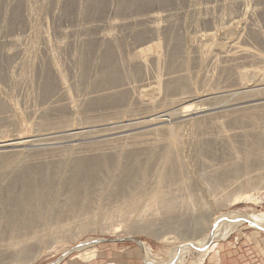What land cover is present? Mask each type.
I'll return each mask as SVG.
<instances>
[{"label":"rangeland","instance_id":"374dc122","mask_svg":"<svg viewBox=\"0 0 264 264\" xmlns=\"http://www.w3.org/2000/svg\"><path fill=\"white\" fill-rule=\"evenodd\" d=\"M140 1L142 0H0V88L2 87L0 92V130L5 131V136H9L13 132L18 133L19 128L21 127V135H29L33 136L32 139H40L42 136L39 135V132L35 131L34 128L35 122L37 120L46 123L47 126L51 124L54 125L55 123H64L65 121L69 120V123H73V128H78L81 124L89 122L87 125H92L93 127L97 128V124L104 123L103 120H107L108 118L115 116V112H123L125 119L129 120L135 118V114L142 116L145 114L147 115L149 111L144 109L134 112L127 111L128 107L130 110L133 109L134 104H132L130 98H128L129 94H125V96L123 95L126 93L125 91L121 94H111L112 96H100L102 91H99L102 90V88L113 86L116 83L108 76L113 70L115 71V77L116 74L119 77V83L124 81L126 83V81L129 80L130 83L125 84L126 88L131 86V84V87L135 88V90L150 89L156 85L155 75L158 73L156 63L150 64L148 70L136 69L138 71L133 69H130V71L124 69L125 71H122V68L120 71H118V67H115L113 63L116 61V59H118V63H121L119 61L120 50H135L136 48L140 49L149 45L150 42L153 43L156 41L154 38L151 39L152 36H150V32H146L148 23L139 22L138 20L136 21V18L143 19L149 9H155L154 2L151 0H143L141 3H139ZM168 1H171V3L173 2L172 5L174 4L171 8L173 10L169 9V11L172 12L173 17L171 16L170 21L164 20L161 24H167L165 27H168V29L171 27L169 31H175L176 34L179 33L180 37V34H184L185 29L188 27V23H190L191 20V18H189L188 21L186 20L188 19L187 17H190V14L187 12V7H185L186 0ZM226 1H222L220 5H215L213 8H211V12L210 10L202 12L203 17H210L214 23V25L211 26H209L210 24L205 25V27H202L201 29V32L204 33V36L206 37H202V41H204L206 44H209L212 48V58H210L212 61H209L203 68L199 69L192 58V51L191 55H186L185 52L181 51L180 47L177 48V50L173 47H166L164 62L159 66L161 75L164 78L167 76L170 77L171 75L178 77L182 72H187L189 75V80H191L193 83L196 82L195 84H197V87L200 91H205L207 88L209 89L211 87L210 85H215L214 83L216 82L220 83L222 89L221 91L216 90L215 92L227 91L228 93L229 91V93H232V90L238 89V86H233L238 83L237 76H235V71L238 68H253L254 66H263V63L251 66L250 64L243 62L244 60L241 59V61L239 57L236 59L228 57L227 64L229 66L226 67L224 72L220 73L216 68H213L214 62L218 61L222 55L224 56L226 54L237 52L242 46H246L245 44H248L249 46L254 44L259 48H264V45L259 41L242 42L241 44V42L238 41H243V38L239 36H237L238 38L231 36V33H226L223 35L218 34L215 36L213 35L216 27H222L223 24L227 25L231 19V15L228 13V9L226 7L227 5H225ZM254 3L255 1L253 0V3L251 2V4L254 5ZM263 4L264 2L260 6H263ZM155 10L161 11L160 9ZM181 12L182 14H180ZM262 12L263 10H261V14ZM261 14H258L256 17L260 18L263 15ZM232 15V17L237 16V12L233 13ZM29 19L31 20L29 21ZM119 20L126 21L127 25H121L118 28L111 29L110 25ZM214 21H216V23ZM179 23L181 26H179ZM30 24L32 26H30ZM79 25H82V27ZM104 29L106 30L104 31ZM64 31H66V33H64ZM105 32H113L116 34L120 47L122 46L121 48L119 46L117 47L120 49L119 51L114 46L105 45L104 47L101 46L102 49L99 48L101 44L100 37L105 35ZM79 33L80 35H78ZM79 37L81 39L80 41H77L79 40ZM168 38L170 39L169 36ZM61 41L63 42L61 49L49 50V48H47L50 44H55L56 42ZM203 47L204 45H201V48ZM107 51L108 55H112L110 60L108 58H104V53L106 54ZM9 52H11L10 56H7V53ZM48 55H56L55 58L59 60L60 64L64 66L63 68L65 69L64 71L67 75V78L71 77V80L74 78L72 81L70 80L71 83H73L70 84L71 92L73 94L75 93L74 97L76 99H80L82 96L81 99L83 100L81 101L80 99L79 101L83 103L79 107L80 110L78 114L74 116L70 109H68L65 105V99L59 92V86H57L53 72L50 69ZM223 56L221 58L222 61L225 59ZM15 62L16 64L13 65ZM79 63L81 66H78L80 65ZM182 65L185 67V70H183L184 67ZM213 70H215L214 74ZM182 81L183 80L181 79L167 82L165 81L162 89V95L169 96L179 93L182 87L186 85L188 86V84H184V81L183 83ZM79 87H81V90ZM89 88L90 90H88ZM109 89L110 88H108V90ZM126 96L128 97L126 98ZM121 97L124 99H121ZM4 101H6V103ZM197 102L203 101L199 99L195 100L194 102H187L186 104L193 105V108L202 106L196 105ZM11 104H13L16 110L15 112L11 111ZM257 114L259 116L257 120L259 122L257 123L250 122L247 120L248 118L243 119L242 117H239L238 119V117L230 115L232 118L229 117L230 120H228L227 124L225 125L228 133L231 132L230 138H228L229 140L227 138L223 139L222 136H219L217 127L212 124L214 122H201V124L196 125L195 128L196 133H198L195 135L196 138L198 137L196 141L197 143H194L195 141L193 142L191 139L190 143L193 142L191 146L189 145L190 143L186 146V148L190 149H187V151H189L188 154L191 152L193 146V150L195 149V146L197 148L196 151L193 152L194 154L191 152L192 157H195L192 160L189 159L187 161L190 164L192 163L191 168L193 169V172H190L187 177L190 178L192 182L194 181L193 189H195V191L198 193L202 190V192L204 191L203 196L205 198H211L214 193L209 194L205 190H210L212 188L211 181L213 178L217 181L219 177L224 180L225 185L217 190V197L220 198L221 196H227L229 198L227 201L228 203L232 202L233 198L235 197L234 200H237V203L234 201L229 203V205H227V202L214 205L215 210H212L213 213L210 212V215L206 216L203 219L204 222L202 221L198 226L196 225L199 223L198 221L190 219L189 217L182 218V216H180L178 213L175 215L173 214V210L161 215L153 214L147 217L145 220L137 222L140 224V226H142L137 233H127V227L125 224H121L119 226L112 224L114 221H111L104 224L103 227L99 229L97 228V230L84 231L68 240H62V242L60 240L53 242L51 243L50 248V243H47L46 241L45 243L47 244L44 246L45 248L40 251L38 257H33L25 263L18 264H49L62 257L69 250L71 251L67 254V256L55 264H144L145 250L144 247L141 246L137 240H135L136 238L138 240L142 239L147 243V245H149L153 258L156 260V262L164 258L169 259L172 255V250L176 247H180L183 250V255H181L182 259L179 258L180 256L178 258L180 259L179 261H182L184 264H224L226 259L229 260L231 258H238L248 249H251L250 251L255 254V257L260 256L259 247L261 242L264 243V230L260 228L257 229L248 222H239L238 224H234L235 226L232 225L228 234L221 230L219 232L216 228L214 239L218 238V244H216L213 249H210L211 251H209L200 262L198 261V257H200L201 251H199L198 248H196L198 249L197 251L194 250L193 247L188 248L190 246L188 244H192L195 237V240H199L202 236L203 238L208 237V240L211 239V233L215 226L214 224L218 219L214 216L220 213L221 215L224 213L229 214V212L242 215L244 213L245 215L251 216V218L252 216L262 215L264 218V183L262 184L257 182V184L253 186L249 185V187L246 184H242L241 186V182L245 180L244 177H246V179L251 178L257 180L261 175L264 174V160H262V156H257L256 159L253 158L255 157L253 152L245 154V158L242 157L244 153H241L242 156L241 154L240 156H237L235 154V148L232 147H237V150L239 151H241L243 148H247L246 150L251 151L260 147L264 141V136H257L252 133L253 129L257 127V125L264 127V115H261L260 113ZM72 116L76 118H73ZM165 119V125L181 124V120L175 118V116H167ZM261 122L262 124H259ZM93 127L91 129H93ZM189 127L190 126L188 125V129ZM229 128L231 131L228 130ZM212 129L214 131H212ZM50 131L56 130L51 129ZM53 136L57 137L56 141H62L64 144L62 143L61 146L66 149L65 150L62 148L63 150L61 149L60 151H57L56 154H54L56 157L62 159L63 154L64 157L65 155H77L74 152L72 146L77 142H81V140L69 141V138H62L61 134L59 133H55ZM83 138L84 139H82L81 143H85L88 147L86 152L80 153L78 155L80 157L76 161H73L72 164L67 165L65 178H62L61 180L63 183L59 184L60 182L58 181L60 178L57 176V180L54 178L53 182L55 183L52 184V187L55 192L60 189V192H68L69 196L71 197H79L81 195L86 196L88 194L94 193L96 195L93 197L96 198V196H99V189L96 187H99V184L106 185V182H108L111 177L110 170L118 166V159H116V156L112 154L111 151H108L111 143L102 141L104 138ZM52 141H55V139H52ZM36 142L39 141L37 140ZM138 148L142 149L145 147L140 145ZM23 149L25 153L32 155L33 159H36V156L41 158L46 156L45 154L43 156L40 155V152L34 149L33 146H25ZM67 150H69L71 153ZM103 150L105 153H102L104 152ZM147 154L143 153L137 155V157L133 156L132 158L126 159L124 163L121 164L123 175L121 177L116 176L114 179L117 181V184L121 185L122 183H125V180L127 179L126 175L130 172H133V174L137 173L138 175V173H143L146 168L148 169L149 164L146 165L145 163L147 162ZM191 154L189 155L191 156ZM153 160L154 155L152 156V161L150 164L153 163ZM256 160H258L257 162L263 163L260 166L257 165L255 167ZM25 164L27 165L21 167L19 171H17L15 174L13 173L14 175L10 176V180L7 179L5 182L7 184V188L5 186V188L0 189V192L2 191L0 193L1 201L11 200L12 196L8 195V187L20 185L19 182L21 181L18 179L19 174L22 176L23 173L26 175V173H35L38 171L45 172V170H47V172H51L52 169L62 172L65 169V164L63 161H58L56 165H51L50 167H44L42 164L37 162L35 163L34 160H28ZM59 164H61V166ZM97 167L101 168L98 169ZM240 168H243L241 172L239 171L241 170ZM198 169L204 172V176H200V173L198 174ZM238 176H240L239 179ZM41 179L44 182L46 181L44 175L41 176ZM237 180H240L239 185H235V181ZM184 191L185 188L183 192ZM236 196H240L242 198H236ZM2 219L3 218L0 215V222ZM100 220L104 221V216H101ZM1 223L4 224V222ZM115 226L120 228L119 231H115ZM118 227L116 229H118ZM200 234L203 235L198 236ZM112 237H132L133 239L128 238L127 240L123 241L103 242L97 245L83 247L81 250H72L74 246L83 243V240L93 241L97 240V238ZM186 245H188V247ZM94 247L98 250L97 256L94 259L90 261L89 259L82 260V258H80L78 255L80 252H83V250H90ZM254 249L255 251H253ZM34 251L37 250L34 248L33 253H35ZM4 257L6 256L0 257V261L1 258Z\"/></svg>","mask_w":264,"mask_h":264},{"label":"bare ground","instance_id":"6f19581e","mask_svg":"<svg viewBox=\"0 0 264 264\" xmlns=\"http://www.w3.org/2000/svg\"><path fill=\"white\" fill-rule=\"evenodd\" d=\"M142 1H140L139 3H141ZM151 1L154 2L155 9H160L161 11L159 10L157 11L155 9L152 10L153 8L149 9L146 16L143 19L136 18V21L138 20L139 22L148 23L146 32L151 33L150 35L152 36L151 39L154 38V40H156L155 42L153 43L150 42L149 45L140 49L135 47L136 48L135 50H131V49L120 50L119 48H117L118 46L120 47V44H119V40L116 37V34L113 32L106 33L107 32L106 31L105 35H102L100 37L101 44L99 46V48L101 49L105 45L114 46L117 48L118 51L120 50L119 61L121 63H118V59H116V61L113 62L114 66L118 67V71H120L121 68L122 71L124 69L128 71H130V69L148 70L150 64H154V63L157 64L158 73L157 75H155L156 85L154 87H151L150 89L147 87L148 89L135 90V88L131 87L132 84L131 86L126 88L125 84L130 83L129 80L126 81V83L125 81L119 83V77L117 74H116L117 78L115 77L114 75L115 71L113 70L108 76L112 81L116 83L113 86L110 87L107 86L106 88H102V90H99L102 91V93H100V96L101 95L107 96L111 94L114 95L116 93L121 94L122 92L125 91L126 93H124L123 95L125 96V94H129V97L126 96V98L127 97L130 98V101L132 102V104H134L133 109L130 110L128 107V110L127 109L126 110L129 112H134L140 109L141 110L144 109L149 111L147 115L145 114L144 116H142L139 114L137 115L135 114V118L129 120V119H125L123 112L122 113L115 112V116H112L107 120H103L104 123L97 124L98 126V127L96 126L97 128L93 127L92 125L91 126L87 125L89 122L81 124L78 128H73L72 125L73 123L72 124L69 123V120L65 121L64 123H55L54 125L51 124L48 126L46 123L37 120L35 122L34 128L35 131L39 132V135L42 136V138L40 139H32L33 136L21 135L20 133L22 131L21 127L19 128L18 133L13 132L9 136H5V131L0 130V189L5 188V186L7 188V184L5 183L7 179L10 180V176L14 175L17 171H19L21 167L26 166L27 164L25 163L28 160H34L35 163L37 162L39 164H42V166L44 167L46 166L50 167L51 165H56L58 161L59 162L63 161L65 164L64 166L65 169L62 172L61 171L58 172L57 170L52 169L51 172H47V170H45V172L38 171L35 173H26V175H24L23 173L22 176L19 174L18 179H20L21 181L19 182L20 185L8 187L9 190L8 195L12 196L11 200L8 201L0 200V215L3 218L1 222H4V224L0 222V257L6 256L4 258H1L0 264L25 263L26 261L30 260L33 257H38L40 251H42V249L45 248L44 246L47 243H50L49 245L50 248L51 243L53 242L59 240L61 242L62 240L63 241L68 240L70 238H73L81 234L84 231L97 230V228L99 229L103 227L104 224L111 221H114L112 224L119 226L121 224H125L127 227V233L128 232L137 233L138 230L142 227L137 222L145 220L147 217L153 214L161 215L163 213L164 214L168 213L170 210L171 211L173 210V214L175 215L178 213L180 216H182V218L189 217L190 219L198 221L199 223L196 224L198 226L199 224H201V222L206 216L210 215V212H212V210L215 207L214 205H217L218 203H225L229 200L227 196H221L220 198L217 197L218 195V193H216L217 190H219L225 185L224 180L219 177L217 181L213 178V180L211 181L212 188L210 190L208 191L205 190L209 194L214 193V195H212L211 198L208 199L205 198L203 196L204 191L202 192L201 190L198 193L197 191H195V189H193L194 181L192 182L190 178L187 177L190 172H193V169L191 168L192 163L190 164L187 161L189 159L192 160L195 157V156L192 157L191 152L192 153L195 152L197 148L195 146V149L193 150L194 146L192 147L191 152L189 153L191 154L190 156L188 154L189 151H187L188 148H186V146L187 144L190 143L191 139L193 140V142L195 141L194 143H197L196 141L198 137L196 138L195 135H197L198 133H196L195 128L196 125L201 124V122H205V121L214 122L212 124L217 127L219 136H222L223 139L230 138L231 132L228 133L225 126L227 124V121L230 120V118H232L230 117V115L236 116L238 117V119L239 117H242L243 119L248 118L247 120H249L252 123L259 122L257 121L259 118L257 113L264 115V86H263L264 85L263 83L264 82V48H259L254 44L249 46L248 44L244 43L246 46H242L237 52L234 53L230 52L232 54H226L224 56L222 55L225 58L223 61L221 60L222 56L221 58L217 56L219 60L214 62L213 68H216L220 73L224 72L226 67L229 66L227 64L228 57L235 59L239 57L240 60L241 59L244 60L243 62H246L251 66L263 63V66H254L253 68H245V67L238 68L235 71L236 73L235 76H237L238 83L233 85V86H238V89L232 90L233 91L232 93H229V91L228 93L227 91L215 92L216 90L221 91L222 89L220 83H216V82L214 83L215 85H210L211 87L209 89L207 88V90L205 91H200L197 87V84H195L196 82L193 83L191 82V80H189V75L187 74V72L185 73L182 72L181 74H179L178 77L171 75L170 77L167 76L164 78L161 75L159 66L161 63L164 62L166 47H173L176 48V50L177 48L180 47L181 51L185 52L186 55L189 54L191 55V51H192L193 54L192 58L199 69L203 68L205 64H207L209 61L210 62L212 61L210 60V58H212L211 57L212 48L209 44H206L204 41H202L203 39L202 37L204 38L206 37L204 36V33L201 32L202 31L201 29L202 27H205V25L210 24L209 26H211L214 25V23L212 19H210V17L207 18L203 17L202 12L207 10H210L211 12V8H213L215 5H220L222 1L224 2L226 0H202V1L186 0L185 7H187V12L190 14V17H187L188 19L186 20L188 21L189 18H191V20L190 23H188V27L185 29L184 34H180V37H179V33L176 34L175 31H169V29L171 28L169 25L168 26L170 28L168 29V27H165L167 24L166 25L161 24L164 20L165 21L171 20L172 12L169 11V9H171L172 6L174 5V4L172 5L173 2L171 3V1L169 2L168 0H151ZM254 1H255L254 5L251 4V2L253 3V0L226 1L225 5H227L226 7L228 9V13H230L231 15V19L227 25L223 24L222 27L219 28L215 26L216 28L213 35L215 36L218 34L223 35L226 33H231L232 34L231 36L234 37L239 36L243 38V41L242 40L238 41L241 42V44L242 42L259 41L264 45V4L263 6H260L264 2V0H254ZM261 10H263L262 12L263 15L261 14ZM236 12H237V16L232 17L233 16L232 14ZM180 14H182V12ZM258 14H261L262 16L260 18H257L256 16ZM30 20L31 19H29V21ZM214 22L216 23V21ZM121 25H127V22L119 20L115 23H112L110 25L111 26L110 28L115 29ZM30 26L32 25L30 24ZM179 26H181L180 23ZM80 27H82V25ZM105 30L106 29H104V31ZM64 33H66V31H64ZM78 35H80V33ZM167 35L170 37V39L168 38ZM80 37L79 40L77 41H80L81 39ZM49 41H50V37H49ZM173 44L176 46H174ZM201 45H204V47L201 48ZM62 46H63V42L61 41V42H56L55 44H50L49 47L47 48H49V50H55V49L59 50L61 49ZM99 52L101 53L100 50ZM10 53L11 52L7 53V56H10ZM48 56H49L48 62L50 65V69L53 72V76L57 82V86H59V92L62 95V97H64L65 99V105L67 106L68 109H70L71 113L74 116L78 114L80 110L79 107L83 103L79 101L82 96L80 97V99H76L74 97L75 93L73 94L71 92V84H73L71 83V81L74 78L72 80L70 79L71 77L67 78V75L64 71L65 69L63 68L64 66L60 64L59 60L55 58L56 55L55 56L48 55ZM111 57L112 55H108V51L106 52V54L104 53L105 59L108 58L110 60ZM14 64H16V62L13 63V65ZM78 66H81V64ZM183 70H185V67L183 68ZM215 70H213V74L215 73ZM177 79L183 80L184 84H188V86L187 85L184 87L181 86L182 88L180 89L179 93L169 96H163L162 89L164 86V82L177 80ZM1 88H0V92H1ZM79 88L81 90V87ZM108 88L110 89L108 90ZM88 90H90V88ZM121 99L124 98L121 97ZM199 99L203 101L196 103V105H202L200 107L193 108V105L186 104L187 102H191V101L194 102L195 100H199ZM82 100L83 99H81V101ZM4 102L6 103V101ZM11 111L13 112L16 111L13 104H11ZM167 116L170 117L175 116V118L181 120V124L174 125L168 123L169 125H165V121H166L165 118ZM259 124H262V122ZM188 125L190 126L189 129H188ZM92 127L93 129H91ZM263 128L264 127L257 125V127L253 129L252 134L257 136H264ZM51 129H55L56 131H50ZM228 130H230V128ZM212 131L214 130L212 129ZM55 133L61 134L62 138L63 137H65L66 139L69 138V141L81 140L82 142V139H84L83 137H90V138L95 137V138H104L102 141L111 143V146L108 148V151H111L112 154L116 156V159H118V166L110 170L111 177L109 181L106 182V185L99 184L100 186L96 187L97 189H99L98 197L96 196V198H94L93 196L96 195L94 193L88 194L86 196L81 195L79 197H71L69 196L68 192L66 193L60 192V189H58L57 192H55V190L52 187V184L55 183L53 182L54 178L57 180V176H58L60 178L58 181L60 182L59 184L63 183L61 180L62 178H65L67 165L72 164L73 161H76L80 157L78 155L80 153L86 152L88 148L85 143L77 142L72 146L74 152L77 155H69V156L65 155L64 157L63 154V158L61 156L62 159H60L56 157L54 154H56L57 151H60L63 148V146H61L63 142L56 141L57 137L53 136L55 135ZM52 139H55V141H52ZM37 140L39 142H36ZM192 143H190L189 145L191 146ZM140 145L144 146L145 148L139 149L138 147ZM22 146L23 147L33 146L34 149L40 152L39 153L40 155L43 156L45 154L46 156L42 158L36 156V159H33L32 155L24 152ZM232 147L235 148V154L237 156L238 155L240 156L241 153H244L243 156L241 154V156L244 157L245 154L249 152H253L255 156L253 158L256 159L257 156H262L263 158L262 160H264V141L259 148H256V150H251V151L246 150L247 148H243L241 149L242 151L241 152L237 150V147L235 146ZM102 153H105V151ZM143 153L145 154L148 153L147 162L145 163L146 165L149 164V168L148 169L144 168L145 170L143 171V173L141 174L138 173V175L137 173L133 174V172H130L126 175L127 179L125 180V183H122L121 185L117 184V181L114 180L115 177L116 176L121 177L123 175L122 174L123 169L121 167V164H123L126 159L132 158L133 156L137 157V155ZM153 155H154V160L153 163L150 164ZM257 161L258 160H256L255 162V167L257 165L260 166L263 163ZM59 165L61 166V164ZM242 170L243 168L239 171L241 172ZM199 173L200 176L201 175L204 176V172L198 169V174ZM42 175L45 176L46 179L45 182L42 181L41 179ZM239 178L240 176H238V179ZM244 179H243L244 181L241 182V186L242 184H246L249 187V185L253 186L257 184V182L263 184L264 174L261 175L257 180L251 178L246 179V177H244ZM239 183L240 180L235 181V185H239ZM184 188L185 191L183 192ZM239 197L236 196V198ZM234 199L235 197L233 198L232 202L235 201V203H237V200ZM229 203L227 205H229ZM101 216H104L105 218L104 221L100 220ZM222 216H225V213L222 215L220 213L214 217H217L219 219ZM252 218L257 222L264 224V218L262 217V215L252 216ZM239 222L240 221H232V220L224 222L223 220H221L218 223V225H216V228L218 229L219 232L221 230V231H225L226 234H228L231 229V226L234 224H238ZM115 227L117 228L118 226ZM116 228L115 231H119L120 228L119 227L118 229ZM202 235L200 234L198 236H202ZM195 238L192 244H188L190 245L189 247L188 245L186 246L188 248L193 247V249L196 251L198 250L196 249V247L200 248L199 251H201V253H200V257H198L199 258L198 261L200 262L201 259H203V257L209 251H211L210 249H213L215 245L218 244V238H215L210 245L207 244L208 237L203 238L202 236L199 240L197 239L195 240ZM135 240H137L138 243L144 247L145 250L144 264H184L182 261H179L181 255H183V250L180 247H176L172 250V255L169 259L164 258L156 262V260L153 258L151 248L149 247V245H147V243L142 239L138 240L136 238ZM46 241L47 243H45ZM83 242L86 241L83 240ZM34 248L37 250L34 251L35 253H33ZM97 251H98L97 248L94 247L91 248L90 250H83V252H80L78 255L80 256V258H82V260L89 259L90 261L97 256Z\"/></svg>","mask_w":264,"mask_h":264},{"label":"water","instance_id":"95a60500","mask_svg":"<svg viewBox=\"0 0 264 264\" xmlns=\"http://www.w3.org/2000/svg\"><path fill=\"white\" fill-rule=\"evenodd\" d=\"M223 220L224 222L225 221H240V222H248L250 225L254 226L255 228L257 229H263L264 230V224L263 223H260V222H257L256 220L252 219L249 215H245V214H234L233 212L230 213L229 212V215L228 214H225V216H222L221 218L217 219V221L215 222V226H214V229L211 233V239L208 240V243L207 244H210L213 239H214V234H215V230H216V225H218V223ZM133 239L132 237H127V238H97V240H93V241H86V242H83L81 244H78L77 246H74L72 248V250H81L83 249V247H86V246H90V245H97L99 243H103V242H112V241H123V240H127V239ZM140 240V239H139ZM206 246V245H205ZM198 249H200L199 247H196ZM71 250H69L67 253H65L62 257L54 260V262L52 263H49V264H55L56 262L60 261L62 258H64L65 256H67V254L70 252Z\"/></svg>","mask_w":264,"mask_h":264},{"label":"crops","instance_id":"0c3cea01","mask_svg":"<svg viewBox=\"0 0 264 264\" xmlns=\"http://www.w3.org/2000/svg\"><path fill=\"white\" fill-rule=\"evenodd\" d=\"M250 250L251 249H248L243 255L239 256L238 258H231L229 260L226 259V261H224V264H264V243H260V256L255 257V254H253ZM253 251H255V249Z\"/></svg>","mask_w":264,"mask_h":264}]
</instances>
